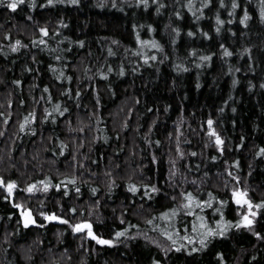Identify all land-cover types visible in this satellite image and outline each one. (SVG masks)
I'll list each match as a JSON object with an SVG mask.
<instances>
[{"label":"trees","instance_id":"16d2710c","mask_svg":"<svg viewBox=\"0 0 264 264\" xmlns=\"http://www.w3.org/2000/svg\"><path fill=\"white\" fill-rule=\"evenodd\" d=\"M0 264H264V0H0Z\"/></svg>","mask_w":264,"mask_h":264},{"label":"water","instance_id":"95a60500","mask_svg":"<svg viewBox=\"0 0 264 264\" xmlns=\"http://www.w3.org/2000/svg\"><path fill=\"white\" fill-rule=\"evenodd\" d=\"M13 185H8L7 186V191L12 194V190H13ZM21 211V209H19ZM21 220L24 224H31L32 223V215H31V212L29 210H26L24 211L22 214H21Z\"/></svg>","mask_w":264,"mask_h":264},{"label":"rangeland","instance_id":"374dc122","mask_svg":"<svg viewBox=\"0 0 264 264\" xmlns=\"http://www.w3.org/2000/svg\"><path fill=\"white\" fill-rule=\"evenodd\" d=\"M12 193H13V190H12ZM10 195H12V194H10ZM235 202H236V204H239L241 206H246V199L243 196V194L236 193L235 194ZM246 207L248 208V206H246ZM247 213H249V211H247ZM247 220H248V215H245L244 221L247 222Z\"/></svg>","mask_w":264,"mask_h":264}]
</instances>
